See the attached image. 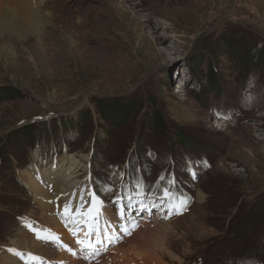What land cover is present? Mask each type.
<instances>
[{"label": "rangeland", "instance_id": "374dc122", "mask_svg": "<svg viewBox=\"0 0 264 264\" xmlns=\"http://www.w3.org/2000/svg\"><path fill=\"white\" fill-rule=\"evenodd\" d=\"M43 9L54 27L45 31L52 35L47 42L42 35V46L37 36L25 42L6 29L8 17L0 27V264L8 256L16 264H34L46 250L56 253L51 242L31 239L22 222L53 225L51 232L76 254L72 234L86 236L85 218L74 226L53 204L42 209L21 176L39 175L71 154H84L89 163L92 156L93 185L107 200L97 198L92 185L109 213L93 214L92 232L100 228V242L107 236L111 243L116 240L117 221L129 218L126 205L121 211L125 200L116 201L129 195L130 207L151 206L154 213L167 208L141 219L146 225L139 228L150 234L155 222L173 227L169 234L152 236L161 243L156 252L165 240L173 254L163 256L164 264H241L247 250L254 264H264V0H135L131 5L125 0H53ZM54 38L59 41L55 51L42 54V47L53 49ZM226 40L253 41L258 47H239L236 56L223 47L225 52L212 57L205 49L208 41ZM251 51L257 58L247 65ZM215 83L227 94L219 97ZM249 84H255L253 103L246 101ZM132 101L134 110L122 126L99 114L100 104L118 102L123 108ZM213 107L227 108L215 110L232 123L229 127L214 120ZM154 110L164 118L162 130L154 125ZM40 151L43 161L58 160L34 172L28 168ZM129 156L144 163L124 165ZM186 156L196 162L197 178ZM150 184L157 195L150 194ZM174 184L173 197L165 199ZM199 191L206 194L205 204L197 200ZM58 193L51 187L48 197ZM249 211L254 222L239 228ZM6 245L12 246L10 253H1ZM27 245L30 252L24 251Z\"/></svg>", "mask_w": 264, "mask_h": 264}, {"label": "bare ground", "instance_id": "6f19581e", "mask_svg": "<svg viewBox=\"0 0 264 264\" xmlns=\"http://www.w3.org/2000/svg\"><path fill=\"white\" fill-rule=\"evenodd\" d=\"M52 1L53 0H0V13H3V15H0V27L3 26L1 22L3 21L6 24L7 19L9 18V25L6 26V29L11 30L13 34L18 35L25 42L30 40V38L37 36L38 45L42 46V35L46 36H44V42L48 41L47 38L52 37L51 33H47L46 35L45 31L48 27H54V24L51 20L53 18L50 17V14L48 12H45L43 9V6H45V4ZM61 1L69 2L71 0ZM125 1L129 5H131L135 0ZM60 38L65 39V36L60 33ZM53 41L54 42L51 43L53 49L49 47V49L47 50L46 48L43 49L42 47V54L55 51L54 48L58 46L59 41L55 38L53 39ZM30 50L32 51V47L30 48ZM38 57L40 56L38 55ZM261 129L264 130V125L261 126ZM248 138L252 139V137L249 136ZM238 146L241 148V146H243L242 142H240V145L238 144ZM21 176L24 180V183L28 186L31 192L35 194L37 203L40 205V207H42V209L49 208L53 204V206H55L54 208L57 209L58 214H61L62 217H69L70 224H73L74 226L80 224L82 218L84 217L89 229L86 233L88 235L91 234L92 227L95 224V220L93 217L94 211L97 212L100 217L106 216L107 212L105 207L100 205L99 200L96 197L94 199L93 195H91L93 194L91 191L92 174L90 172L89 157L84 154H79L77 156L70 155L69 157L67 156L64 160H61L59 163L51 166L50 168L39 170V175L37 173L35 175L34 173L26 172L22 173ZM51 187H54L59 192L53 198L48 197V191ZM205 198V192L202 193L199 191L197 194L198 202L205 204ZM80 202L88 203L89 206L85 205V203L84 205H82L80 204ZM65 205H68L69 207V211L67 213H65L64 210ZM90 210L91 212L89 213ZM51 220L54 223L56 222L55 218H51ZM76 220H78V222H76ZM145 223L146 222H141L140 225L144 226L146 225ZM209 225L211 226L212 224ZM154 227V231L150 234L145 233L142 230H138L131 238L127 239L125 243L117 248L111 249L106 257L103 258L104 264H164L162 262L163 256L165 254L168 256H172L173 254L172 252L170 253L169 248L166 246L165 240L163 241V245H160L161 247H159L160 252H156L154 248H156L157 243H160L156 238H158V236L162 237L165 234H169L173 230V227L168 223L162 225L156 222ZM56 229L58 230L60 229V227L58 226ZM97 232H100L99 227L97 229ZM155 235L158 236L152 238V236ZM68 239L70 238L68 237ZM154 239H156L157 241H154ZM111 241L112 237L107 236L105 244H101V246L109 245ZM72 245H76V243H73ZM48 247L51 248V246L49 245ZM29 248V245H27L24 251L30 252ZM97 248L98 247L87 248V251L88 253H93L97 250ZM68 249L71 253L74 252V250L69 246ZM76 256L77 254L68 256L65 251H62V255L59 258H56V253H53L51 250H46V253L43 254V260L47 262L54 261L57 262V264H64V262H66L67 264H83V261L81 259H78V257ZM149 258L152 261H149ZM2 259V264H16V258L14 257L11 258L8 256L3 257ZM96 264H99V262Z\"/></svg>", "mask_w": 264, "mask_h": 264}, {"label": "trees", "instance_id": "16d2710c", "mask_svg": "<svg viewBox=\"0 0 264 264\" xmlns=\"http://www.w3.org/2000/svg\"><path fill=\"white\" fill-rule=\"evenodd\" d=\"M205 47H206L205 48L206 51L210 52L211 57L213 56V54H215L214 56H216V53H219V52L222 53V51H224V50H222V49H224L223 47L226 48L225 50H227V54H228V52L229 53L232 52V55L236 56L240 52L242 47L246 48L247 51L252 50V49L255 50V49H257L258 44H257V42H253V41H252V43L239 42L237 44H235L232 41H228V40H226L225 42H221V43H219L218 41L217 42L208 41V43L205 45ZM233 47L237 48V50L234 49ZM239 47H241V48L238 49ZM228 48H231V49L228 51ZM252 51L248 52L247 56L244 59V63L247 65L250 63L252 64L253 61H255V59L257 58L256 56H254L252 54ZM212 74H213V70L211 67L208 69V72L206 73V77L209 79V77H211ZM214 86H215L214 87L215 91H217L216 93L220 94V92L222 90V88H220V84L215 83ZM134 106H135V103L133 101L130 104H128V106L123 107V108H121V106L118 102H115L113 104L106 105V106H102V104H100V105H98V107H99L98 109H99V114L102 117V119H105L106 121L109 120L110 122L113 123L114 126H118V125L122 126V125H124V122L127 121V118L132 114V112L134 110ZM153 115L156 116L155 117L156 122H154V125L159 126L160 129L162 130L163 125H165V122H163V120H164L163 116L159 113L158 110H154ZM185 143H189V142H185ZM187 148H189V147H187ZM253 215H254V212L249 211L244 216L242 221H240L241 223L239 224V228L246 229L247 227H249L255 220V219H253ZM257 215H258V213L256 212V216Z\"/></svg>", "mask_w": 264, "mask_h": 264}, {"label": "snow or ice", "instance_id": "6c2138e0", "mask_svg": "<svg viewBox=\"0 0 264 264\" xmlns=\"http://www.w3.org/2000/svg\"><path fill=\"white\" fill-rule=\"evenodd\" d=\"M91 195H93V198L95 199V196H94V194H91ZM117 203L119 202V201H116ZM101 204H102V202H101ZM65 213H67L68 211H69V207H68V205H65ZM121 211H122V209H121ZM74 235H75V233H73ZM87 235L88 234H86V238H87ZM38 238H40L39 237V235H38ZM45 238H49V237H45ZM52 239H58V238H54V237H52ZM77 243L78 244H83V242L82 241H80L79 239L77 240ZM97 243H100V241L99 240H97ZM85 247H88V248H92V247H94L92 244H91V242H89L88 244H86V245H84ZM14 251V250H13ZM14 254H17V255H19V253H15L14 252Z\"/></svg>", "mask_w": 264, "mask_h": 264}]
</instances>
